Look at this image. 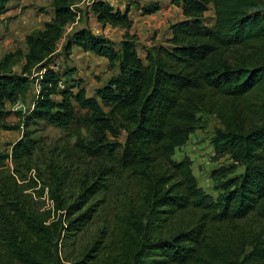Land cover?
Here are the masks:
<instances>
[{
    "label": "trees",
    "instance_id": "16d2710c",
    "mask_svg": "<svg viewBox=\"0 0 264 264\" xmlns=\"http://www.w3.org/2000/svg\"><path fill=\"white\" fill-rule=\"evenodd\" d=\"M76 1L51 0L53 17L25 37L26 52L0 60V131L10 129L6 106L37 86L31 109L17 113L22 138L10 155L0 153V169L14 166L0 170V264H264V0H172L183 19L143 57L128 34L130 8L92 0L99 24L126 32L118 44L87 27L65 38L67 60L77 48L113 72L93 96L75 69L52 65L78 17ZM7 5L0 0V17ZM135 8L149 16L160 2ZM201 114L219 121L211 145L217 161L230 162L211 173L216 199L198 187L188 157L173 160ZM40 123L73 139L50 167L49 210L38 207V180L27 176L37 147L30 128ZM74 162L86 170L65 205V167ZM99 211L110 223L77 258L62 257Z\"/></svg>",
    "mask_w": 264,
    "mask_h": 264
},
{
    "label": "rangeland",
    "instance_id": "374dc122",
    "mask_svg": "<svg viewBox=\"0 0 264 264\" xmlns=\"http://www.w3.org/2000/svg\"><path fill=\"white\" fill-rule=\"evenodd\" d=\"M92 0H78L75 2V10L78 17L74 25L65 28L64 37L59 42L55 56L53 58L55 69L64 71L66 68L76 70V78L81 79L82 87L86 90L87 95H91L93 90L104 83L113 72L109 71L108 63L104 58L94 56L90 53H83L77 48H73L71 54L62 53V47L67 35L73 30L87 27L95 35H102L112 42L118 44L125 36V30L113 28L111 26H102L89 10ZM114 8L124 11L130 8L129 18L133 25L128 34L133 36L136 43V49L140 57L144 56L145 49L151 45L164 43L170 36V25L183 19L181 10L172 5V0H159L160 10L149 16H142L135 8V4L144 6L150 3V0H104ZM53 13L51 0H8L7 13L0 17V60L7 54L16 50L25 52L26 46L24 37L31 31H36L42 26V20ZM41 19V20H40ZM206 25L211 26L213 22V12L209 8L204 16ZM23 61L21 60L12 69L20 73ZM35 84L31 85L29 92L20 97L16 104L7 105L8 116L5 124L10 127L7 131H0V153L5 155L11 154L12 146L22 138V129L19 123L17 113H26L31 107L32 100L36 94ZM199 125L197 130L190 136L188 142L181 148L177 149L173 160L180 161L188 157L192 163V173L200 187L206 194L217 198L218 192L215 191V184L211 179V173L220 167L230 165L227 158L216 160L211 138L217 129H220V123L213 115L201 114L198 116ZM31 138L36 141L37 147L31 159V172L27 175L31 179L38 180V195L41 198L37 200L38 207L42 210L52 208V201L49 199V185L51 183V169L62 163V151L66 144H73V139H67V133L61 129L40 123L36 127L30 128ZM124 139H120L123 143ZM67 163L66 167L72 174V180L65 186L61 194L62 201L65 205L74 202L79 191L80 179L83 178L86 165ZM14 166L11 161L5 162L2 169L5 172H12ZM237 173H242L238 168ZM110 218L103 211H99L91 221L87 230L80 233L75 241L71 244L66 243L62 251V257L72 260L82 254L83 250L97 238V233Z\"/></svg>",
    "mask_w": 264,
    "mask_h": 264
},
{
    "label": "crops",
    "instance_id": "0c3cea01",
    "mask_svg": "<svg viewBox=\"0 0 264 264\" xmlns=\"http://www.w3.org/2000/svg\"><path fill=\"white\" fill-rule=\"evenodd\" d=\"M52 17H53V13H52L50 16H48V17L46 16V18H45L44 20H42V26H41L40 28H38L36 31H38V30H42L43 27H44V24L47 23V22H49V21L52 19ZM40 20H41V19H40ZM72 25H74V24H72ZM31 32H33V31H31ZM31 32H29L27 35H29ZM27 35H25V37H26ZM25 37H24V43H25ZM25 52H26V49H25ZM25 52H24V53H25ZM24 53H23V54H24ZM22 65H23V64H22ZM110 76H111V75H110ZM106 81H107V80H106ZM106 81H105V82H106ZM105 82H104V83H105ZM104 83H101V84H100L99 86H97L95 89L101 87ZM35 86H36V85H35ZM35 88H36V94H37V86H36ZM95 89H94V90H95ZM94 90H93V92H94ZM36 94H35V96H36ZM35 96H34V97H35ZM88 96H93V93H92L91 95H88ZM30 109H31V107H30Z\"/></svg>",
    "mask_w": 264,
    "mask_h": 264
}]
</instances>
